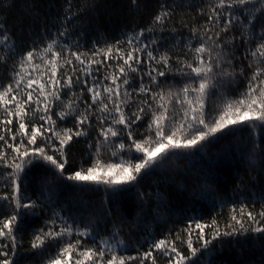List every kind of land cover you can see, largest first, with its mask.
I'll use <instances>...</instances> for the list:
<instances>
[{
    "label": "snow or ice",
    "instance_id": "6c2138e0",
    "mask_svg": "<svg viewBox=\"0 0 264 264\" xmlns=\"http://www.w3.org/2000/svg\"><path fill=\"white\" fill-rule=\"evenodd\" d=\"M13 7L0 0V264H24L25 252L36 264H220L217 244L264 248V0H127L144 23L90 47L95 0L54 12L31 0L10 25ZM237 133L254 172L218 201L227 220L155 230L172 219L170 194L141 180ZM78 145L87 166L69 162ZM100 186L99 214L66 215L53 199ZM133 187V206L116 199Z\"/></svg>",
    "mask_w": 264,
    "mask_h": 264
},
{
    "label": "trees",
    "instance_id": "16d2710c",
    "mask_svg": "<svg viewBox=\"0 0 264 264\" xmlns=\"http://www.w3.org/2000/svg\"><path fill=\"white\" fill-rule=\"evenodd\" d=\"M26 2H31V0H14V7L6 13L10 25L19 23V17L23 15ZM92 2L93 0H89V4ZM177 2L179 3L180 0ZM60 3L62 0H39L41 11L51 9L54 12ZM95 5V10L85 16L91 23V27L86 28L87 34L81 38V44L88 47L91 46L92 40L100 38V33H103L109 40L119 38L121 32L127 31L133 24L144 23L146 17V13L129 15L127 0H95ZM179 18V16L176 17L177 20ZM96 29H99V32ZM239 138L240 134L237 133L232 139L214 142L204 151L196 152L194 156L181 153L178 156L169 157L164 162L162 169L141 180L137 187L143 188L160 182L163 185V190L170 194V211L162 209V212L165 215H171L172 219L169 220L167 226L162 223L154 224L155 230H166L167 227L174 226L173 221H181L185 216L203 217L205 220H209L212 216L220 213L218 218L221 223L227 220V208L222 210L218 201L234 197L232 188L235 187L238 178L247 176L249 172H254L249 169L248 160L241 157L240 147L237 144ZM81 147L78 145L70 154L69 162L74 167H79L82 163L87 166V154L80 150ZM205 175L209 176L207 180L204 179ZM258 180L259 177L253 181V185L256 187L251 190H257ZM205 185L209 186L208 191L204 190ZM100 188V191L94 192L76 190L71 195L69 190L59 189L58 196L54 194L53 199H58V204H62L68 209L64 214L80 215L82 213L84 217H87L93 212L99 214L100 204L104 197L103 186ZM135 198L136 188L133 187L116 199L131 207ZM84 205H87L86 209L83 207ZM52 207H57V205H52ZM32 219L35 218L30 217V222ZM30 236V231L25 233V244ZM138 236H140L139 231L134 229L133 239ZM216 247L217 252L213 259L220 264H261L264 260V248L257 241L247 240L241 243L225 244L222 247L217 244ZM23 255L25 257L24 264H36L29 258L28 253L25 252Z\"/></svg>",
    "mask_w": 264,
    "mask_h": 264
}]
</instances>
